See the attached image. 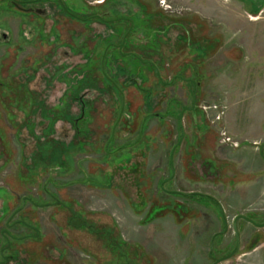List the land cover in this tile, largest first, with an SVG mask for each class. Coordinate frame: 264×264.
<instances>
[{
	"label": "rangeland",
	"instance_id": "374dc122",
	"mask_svg": "<svg viewBox=\"0 0 264 264\" xmlns=\"http://www.w3.org/2000/svg\"><path fill=\"white\" fill-rule=\"evenodd\" d=\"M99 1L75 0L86 10L101 8ZM159 1L117 0L116 3L150 17L152 25L159 22L170 24L171 38L187 31L189 41L205 49L201 56L184 50L175 54L176 58H183L184 62L189 61L195 66V71L185 70L184 74L195 78L194 73L200 80L196 90L200 118L188 113L181 118L184 135L172 154L173 170L170 169L169 157L180 130L176 111L163 113L169 94L180 96L182 102L190 104L192 93L189 96L181 82L163 86L153 71L136 59L129 55L120 57L116 51L110 50V61L117 65L118 70L112 69L109 73L124 99L122 114L117 120L119 95L114 92L108 94L103 89L98 66L106 44L118 42L123 32L107 36L115 32L114 27L108 28L96 20L90 23L70 20L53 12L52 5L46 3L44 10L51 11L43 19L47 28H51L49 35H55L58 41L51 44L49 36L41 45L37 36L40 25L37 18L11 9L8 0H0V34L6 35L4 38L0 36V196L4 192L7 194L5 198L10 196L5 206L12 211L20 205L22 197L43 202L48 199L46 191H52L58 200L68 202L71 209L97 231L110 228L111 237H118V241L124 244L122 251L127 255L125 258L120 256L102 234L68 228L70 212L60 207L33 210L27 202L22 214L32 220H40L44 243L41 246L27 241L18 247L19 257L10 264H211L212 259L207 254L212 238L211 252L215 258L227 254L235 244L231 228L233 215L246 214L255 222H264V195L254 201L249 192L258 182L255 177L260 167L250 169L247 164L240 163L241 158L231 143L247 144L254 150L264 143V17L252 23L249 14L257 10L249 9L246 0H228L227 7L223 8L232 12L221 18L213 13L204 15V11L174 0H165V4ZM123 27L124 31L126 25ZM29 31L32 37H29ZM252 33L257 38L252 39L249 36ZM59 46L61 54L70 52L71 47L76 49L79 67L91 65V71L88 69L87 72L95 80V86L94 95L83 97L89 102L91 116L82 124L89 128L85 135L73 134L71 123L64 118L52 119L51 123L35 112L28 114L32 108L29 98L24 97V102L16 99L27 95L21 88L27 73L31 79L29 90L36 95L46 93L45 105L53 107V100L60 98L64 83L59 80L61 74L48 76L52 68L45 69L41 76L40 67L43 56L51 54L53 48ZM131 50L144 58L150 56L143 54L145 49L139 47ZM168 56L164 54L163 60L170 63L169 66L159 70L163 81H168L178 72L177 66L174 68L171 64L176 59L169 62ZM151 57L163 63L159 53ZM35 59L38 63L33 64ZM138 68L140 72L133 71ZM82 75H85L83 71H79L74 77L81 79ZM137 75L142 77H135ZM97 86H101L103 91H98ZM146 89L151 90L147 98ZM215 104L223 110L219 120L213 117L217 109H209ZM69 105L70 110L78 107L74 102ZM201 106L207 107V116L201 111ZM18 108L26 110L27 115L17 111ZM144 112L148 115L146 121L142 119ZM159 114H163L164 119H159ZM48 122L52 126L47 135L40 134ZM24 123L34 129L28 131ZM115 123L110 144L108 139ZM140 125L144 127L142 134H139ZM221 132L231 142L223 141ZM139 137L144 144L135 150L140 146L133 147ZM52 140H62L63 144L79 141L84 145L83 149L70 147L68 151L61 150L60 155L58 151L45 149V142ZM124 142L134 144L116 149ZM200 145H203L201 149ZM42 155H46L47 160ZM56 155L62 159V164L56 162ZM125 155V162L115 164L117 157ZM87 176L97 180L96 185L84 186L75 182L85 180ZM170 177L173 178L171 184ZM47 180L54 181L56 185L49 184ZM162 180L163 184L166 183V191L186 192L190 189L212 195L219 201L197 196V200L185 202L180 195L164 194L165 191L160 189ZM256 189L258 191L259 185L255 186ZM220 202L225 209L226 229L225 224L219 226L216 223V218L220 221ZM179 204L181 206L176 208ZM152 206L159 209L153 212ZM195 214L197 219L193 218ZM3 217L0 228L7 215ZM236 228L239 233L238 251L219 264H264V227L238 220ZM215 232L216 236L212 237ZM85 242H89L88 251H82ZM57 252H61V259Z\"/></svg>",
	"mask_w": 264,
	"mask_h": 264
},
{
	"label": "flooded vegetation",
	"instance_id": "af4514ba",
	"mask_svg": "<svg viewBox=\"0 0 264 264\" xmlns=\"http://www.w3.org/2000/svg\"><path fill=\"white\" fill-rule=\"evenodd\" d=\"M11 4V9H16L19 11H22L24 14L27 15H33L37 18V22L40 23L37 29V36L39 38V42L41 45H44L46 38H49V32H51V28H47V23L43 19L44 16H46L51 10L49 9L48 11L44 10V4H51L53 7V12H57L59 14L65 15L67 18L70 20L74 19L76 21L80 22H87L90 23L91 20H96L100 24L110 28L114 27L115 32H110L108 33L107 36L110 35H116L121 32H123L120 40L118 42H108L106 44V47L104 48V54L101 55L100 57V62H99V71L101 73L102 77V85L104 86L103 89L106 90L108 94H112L114 92L116 95H119L120 98V106H119V111H118V116L117 120L120 119L121 114H122V108L124 104V99L123 95L114 80V77L109 73L110 70H118L116 64L111 63V57L108 55L109 51H116L117 54L121 57V55H129L133 57V59H136L139 64L142 66H145L148 70H152L154 73V76L157 78V81L161 83L163 86H168L169 83H174L175 81H179L182 83V88L183 90L187 91V94L190 96L192 93V99H190V104H185L182 102L180 99V96L177 95H168V100L166 102L165 108H164V113H169L170 111H176L175 116L177 117V125L179 127V137L177 140V144H173L172 154L173 151L180 145L178 142L182 139V136L184 135L182 125H181V118L185 113H188L190 116H198V110L196 106V101H197V95H196V90L197 87L199 86L200 80H197L196 75L193 73L195 78H192L191 76H185L184 72L185 70H194L195 66L191 64L189 61L184 62L183 58L180 59L179 57L176 58V53L181 52V51H186V53H194L195 55L201 56L202 51H205L204 47L196 42L191 43L188 38V33L187 31L178 34L175 38H171L169 36V30H170V24L169 25H162L161 22H159L156 25H152V23L149 21L148 16L140 15L138 14V11H130L128 8L129 6L125 4H118L116 3L117 0H101L97 2L99 4V9H84L82 5H78L75 0H8ZM104 9V10H103ZM77 11H80L81 13H78ZM132 18H135V22L133 21ZM110 24V25H109ZM123 25H126L125 30L123 31L124 27ZM175 23H172V26H174ZM49 31V32H48ZM29 37H32L31 31H29ZM132 35V37H131ZM133 35H135L133 37ZM139 35V36H138ZM1 38H4L6 35L4 33L0 34ZM51 37V36H50ZM57 38L52 36L50 38V43L55 45V42L57 43ZM141 48L144 50L142 52L143 54L145 53L147 56L146 58L143 57V55H140L136 53L135 51H132L131 48ZM59 47H55L54 52H51V54H45L42 59L41 63V71L43 75L45 69H50L52 68L53 70L50 71L48 76H53L54 74H57L59 77V80L64 83V89L61 93L60 98H55L53 100V107L47 108L45 103L48 99V96L46 93L43 94H34L33 91L29 90L28 88V82L31 81L30 75L25 73V76H27L26 80H23L21 84V88L26 92L27 95H22L18 98H16L19 102H24V97L26 99L29 98L31 104V110L29 113L26 110H22L18 108L17 111L21 112L23 115L31 114L35 112V115H39L40 118L45 119L46 121H49L53 123L57 120H62L63 118L71 123L72 131L73 134L75 135H85L89 132V128L87 126L82 125L85 122H88L90 119V107L88 106V100L83 97L85 95H94V86H95V80L93 77H89L88 74L89 72L88 69L91 67L90 64L87 65H82L79 67V56L76 54V49L72 48L70 49V52L64 51L63 54H61V51ZM158 54L161 56V60L163 63L159 62L158 60H153L151 55L152 54ZM164 54L171 55L168 56V61L171 62L176 59L175 62L171 63L175 66H177V71L175 74L172 75V77L168 81H163L160 73L161 70H165L166 67L169 66L170 63H165L163 60ZM204 54V53H203ZM112 55V54H111ZM63 56V58H62ZM88 58L86 57V60ZM116 61V60H115ZM183 61V62H182ZM38 63V59H35L33 64ZM86 63V62H83ZM92 63V62H91ZM93 64V63H92ZM199 65V64H198ZM93 66V65H92ZM108 70H107V68ZM132 68V67H131ZM130 69V68H129ZM90 70V69H89ZM79 71H83L85 75H82V78H75L78 74ZM91 71V70H90ZM133 71L140 72V68L137 70L133 69ZM59 72V73H57ZM87 72V78L86 76ZM121 73V72H119ZM142 77V75H137L135 77ZM32 78V77H31ZM45 79V78H44ZM98 91H103L101 90V86H97ZM145 96L146 98L151 94L150 89L145 90ZM16 97V95H13ZM38 96V98H36ZM188 96V97H189ZM110 97V96H109ZM186 97V98H188ZM76 103L78 107H76L74 110L71 108L70 110V105L71 103ZM72 107V106H71ZM13 114L16 116L14 109H12ZM145 116L142 118L143 120H147L148 115L144 112ZM159 114L158 117L159 119H164V115ZM199 117V116H198ZM197 119V117H195ZM200 118V117H199ZM52 120V121H51ZM84 121V122H83ZM48 124L42 128V133L43 135H47L48 130L51 129L52 124L49 126ZM118 122V121H117ZM81 123V124H79ZM25 128L30 129V131L33 128H30L29 124L24 123ZM143 124V121H142ZM81 125V126H79ZM117 123H115L111 129V135L108 139L109 143L112 141L114 137V132L116 128ZM143 125L141 127L140 125V131L139 134L143 133ZM29 131V130H28ZM146 140H148L147 137H145ZM53 141V140H52ZM136 141V140H135ZM48 144V146H46ZM54 144L53 147H49V145ZM112 144V143H110ZM134 144V142L131 143H123L119 146L116 147L119 149H125L127 145ZM137 144H140V146L135 149H141L142 144L144 142H141V138L137 139V143L133 147H135ZM83 143L82 142H76V143H71V144H63L62 140L58 141H47L45 142V149L49 150H54L58 151V153L61 155V150L68 151L70 147H73L75 149L82 148L83 149ZM177 145V146H176ZM77 146V147H74ZM175 147V148H174ZM47 155H50L49 153ZM43 159L47 160L46 155L41 156ZM119 158L118 160L115 159V164L119 163L121 164L122 162H125L127 160V155L125 157H117ZM42 160V159H41ZM52 160V158L50 159ZM56 162H61V158L59 156H55ZM170 160V169L173 170L174 168V163H173V157L172 159L169 157ZM44 161V160H43ZM47 162V161H45ZM88 177V176H87ZM86 179L82 180H76L75 182H78L81 185H96L95 179H90L89 177ZM172 177V176H171ZM171 177L169 178V181H171ZM49 184H54L56 183L51 180H47ZM164 180H162L160 189L168 192L170 196H179L178 194L180 191L170 189L168 191L164 190L165 184H163ZM89 183V184H88ZM47 192V197L48 199L44 200L43 202H38L37 199H32L28 196H24L21 198V203L19 206L14 208L12 211L9 210L8 206L6 207V203H8V200L10 199V196L8 198H5L7 195L6 192L3 193V195L0 196L1 200V207H0V220H2L1 217L7 215L2 228H0V264H10L14 260H16L19 257L20 247L21 245L25 244L27 241L34 242V243H39L41 246L43 245V230L40 225V220L34 218L32 220L31 218L25 216L22 214L24 210V206L28 203H30L31 209L35 210L37 208H49V207H60L61 209H64L67 213L70 212V217L69 220L67 221L68 223V228H78L82 230H86L89 233H98L99 236L101 234L103 235L104 238L107 239L108 244L111 248H113L115 251H118L120 256L125 258L127 255L125 252L122 251V247H124V244L120 241H118V237H111V229L110 228H103L101 229L100 232L97 231L92 225H90L88 222L84 221L82 216L77 214L75 210L71 209V206L68 202L66 201H60L58 200V197L55 196L54 192L46 191ZM182 196V195H180ZM183 197V196H182ZM181 205L179 204V208ZM174 207L173 203H171V208ZM155 206H152L153 212L156 211ZM175 209V208H174ZM249 216V215H248ZM4 218V217H3ZM188 218V217H186ZM36 219V221H35ZM233 227V224L231 225ZM237 230V229H236ZM232 232L235 234V242H236V232L234 231V228H232ZM238 233V230H237ZM65 234H63L64 236ZM239 236V233H238ZM111 237V239H110ZM214 239H211L210 242V251L208 252V256L211 257V264L213 262V259H217L213 257L211 252L212 247H213V241ZM110 241V242H109ZM86 243V244H85ZM84 245L82 246V251H88L89 249V242H85ZM32 244V243H31ZM38 245V244H37ZM235 246V244H234ZM233 246V248H234ZM232 248V249H233ZM229 250V252L232 251ZM238 251V250H237ZM236 251V252H237ZM228 252V253H229ZM58 253V252H57ZM59 252V259L62 258L60 256ZM227 253V254H228ZM226 255L223 254V256ZM235 255V254H234ZM222 256H219L220 258ZM26 264H29L28 262Z\"/></svg>",
	"mask_w": 264,
	"mask_h": 264
},
{
	"label": "crops",
	"instance_id": "0c3cea01",
	"mask_svg": "<svg viewBox=\"0 0 264 264\" xmlns=\"http://www.w3.org/2000/svg\"><path fill=\"white\" fill-rule=\"evenodd\" d=\"M174 1L177 3H181V4H186L190 7L193 6L194 9L196 8L195 10L198 9L200 11H204V12H202V13H204V15L205 14L208 15L209 13H211V14L213 13L215 15V17H217V18H221L224 15L226 16L227 13L229 14L230 12H232L231 9H229V8H223V7H227V3L230 2L228 0H204L203 3H201L200 0H174ZM263 1L264 0H246V2H247L246 5L249 7V9L257 10L255 13L249 14V20L252 23H254L255 21L260 20V18L264 17V15H263L264 13H261V12H263V9H264V2ZM254 34L255 33H252L249 36L252 39H255L257 37L254 36ZM202 146L203 145H200V149ZM235 152H237V156L241 158L240 163L247 164L250 167V169H255L257 166L260 167L258 170L261 173L258 174L257 172H259V171H256L257 176L255 175L256 176L255 179L256 178L258 179V182H257L258 184L255 182L256 187L259 185L258 191H257V189L255 190V186H254V189L246 188L247 190L250 189L249 192L252 194L251 198L252 199L254 198L253 200L256 201L264 195L263 194L264 193V156H263L264 143L259 147L258 150H254L251 146H248L246 144V145L240 146L239 148H236ZM257 179H256V181H257ZM170 180H171V181H169L170 184L173 183L172 182L173 178H171ZM177 191H179V190H177ZM183 193L185 194V195H183V199L185 202L187 200H191V201L197 200L196 199L197 196L198 197L204 196V197L219 201L216 197H214L212 195H208L206 193H201L198 191H193L190 189H188L186 192H183ZM251 194H248V196ZM193 204L195 205V203H193ZM182 205H184V204L182 203ZM222 205H223L222 203L219 205L221 207L220 213H219L220 221H218V219L216 218V221H217L216 223H218L219 226L221 224L224 225L225 223H227L226 217L224 215L225 209ZM203 208H205V207H203ZM237 214H239V213H237ZM235 215H233V216H235ZM194 216L195 217H193V218H196V214ZM216 234H217V232L212 234V237H215Z\"/></svg>",
	"mask_w": 264,
	"mask_h": 264
},
{
	"label": "water",
	"instance_id": "95a60500",
	"mask_svg": "<svg viewBox=\"0 0 264 264\" xmlns=\"http://www.w3.org/2000/svg\"><path fill=\"white\" fill-rule=\"evenodd\" d=\"M238 219L246 220L249 223H251L254 226L259 227V228L264 227V223H256L253 219H251L250 217H247L244 214L236 215L233 218V228H234V231L236 232V242H235V246L232 249V251L229 252L228 254H226V255H224V256H222L220 258L214 259L213 262H212V264H219V263H221L223 261H226V260L230 259L236 253V251L238 250V247H239V236H238V233H237V230H236V221Z\"/></svg>",
	"mask_w": 264,
	"mask_h": 264
},
{
	"label": "built area",
	"instance_id": "2783aa9c",
	"mask_svg": "<svg viewBox=\"0 0 264 264\" xmlns=\"http://www.w3.org/2000/svg\"><path fill=\"white\" fill-rule=\"evenodd\" d=\"M159 3L160 4H165V0H160L159 1ZM201 108H202V110L204 111V113H205V115L207 116V112H206V110H207V107H204V106H201ZM217 109V110H214V109ZM209 109H213L216 113L214 114V120H219V119H221L222 118V116H223V110L222 109H220L219 108V106H218V104H215V105H213L212 107H209ZM213 113V112H212ZM212 113H211V117H212ZM213 120V119H212ZM221 135H222V139H223V141H225V142H231L230 141V139H229V137L228 136H226L225 135V133H222L221 132ZM232 143V145L234 146V147H237L238 146V142H231Z\"/></svg>",
	"mask_w": 264,
	"mask_h": 264
}]
</instances>
